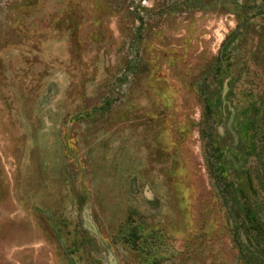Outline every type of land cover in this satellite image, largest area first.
I'll list each match as a JSON object with an SVG mask.
<instances>
[{
    "label": "rangeland",
    "instance_id": "obj_1",
    "mask_svg": "<svg viewBox=\"0 0 264 264\" xmlns=\"http://www.w3.org/2000/svg\"><path fill=\"white\" fill-rule=\"evenodd\" d=\"M0 264H264V0H0Z\"/></svg>",
    "mask_w": 264,
    "mask_h": 264
},
{
    "label": "trees",
    "instance_id": "obj_2",
    "mask_svg": "<svg viewBox=\"0 0 264 264\" xmlns=\"http://www.w3.org/2000/svg\"><path fill=\"white\" fill-rule=\"evenodd\" d=\"M207 152L211 153L209 155V163H208L210 174L215 182V185L221 191L223 190L222 189L223 181L217 169L218 157L213 155L214 149L210 143L207 145ZM138 240H139L138 229L137 228L131 229L128 236V241L132 244V246L136 247Z\"/></svg>",
    "mask_w": 264,
    "mask_h": 264
}]
</instances>
